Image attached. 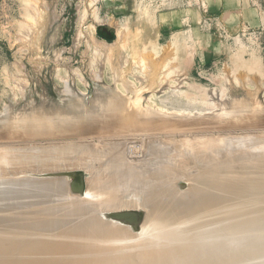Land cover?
Instances as JSON below:
<instances>
[{"label": "rangeland", "instance_id": "rangeland-1", "mask_svg": "<svg viewBox=\"0 0 264 264\" xmlns=\"http://www.w3.org/2000/svg\"><path fill=\"white\" fill-rule=\"evenodd\" d=\"M154 70L155 72H153ZM100 93L102 94L101 97H99ZM107 94L112 95V97L107 96ZM106 96L108 97V100H106ZM100 98H104V100L102 101ZM112 99L115 101L112 102ZM105 100L107 102L109 100L110 101L107 103L104 102ZM95 101L97 102L96 104ZM141 105L143 107H141ZM68 106H70V108ZM62 107L64 108L63 112L65 111L66 114L62 112ZM138 107H141V110ZM150 107H152V109ZM59 108L63 114L62 117L60 116L61 112L59 113L58 111ZM65 109H67V111ZM142 110H145V112ZM54 115L55 117H53ZM57 117L60 118V121H62L66 127L72 125V123L75 121L79 122V124L81 122L80 125L84 127V130L88 129L92 133L87 130L84 136V132L80 133V131H76L79 128L72 129V127H70L69 130H71V132L67 131V133L65 131L68 136H63L65 132H62L61 130L60 131L63 134L59 131L58 132L61 133L60 135L58 132H53L54 134H51L50 122L52 120L54 122H56L55 120L59 121ZM108 121H110L112 124H110V122L108 124ZM0 125V153H5L3 152V149L7 152V156L10 153V155L14 154L15 156L17 153L16 158H20L19 160L17 159L16 162L18 166L24 163V160L26 159H33L35 155H38V157L36 156L37 159L33 162L38 163L37 160H43L45 163L46 160H50V155L52 156L51 159L53 158L52 161L54 162V156L58 154L60 149L62 151L64 150V144L61 143V147V145H58V143L60 144L61 141L57 143L58 135V140L63 139L62 142L66 141L65 145L69 144L71 146V144L76 141L80 144L76 142L73 144L74 146L78 147L82 144L80 148H83V150H80L85 151V153L83 152V158L90 159V163L87 159L83 160L81 158L82 152L75 149V152H81V154L79 153V155H81L80 159L76 160V157L79 155L73 156L74 151H71V155L65 148L63 153L60 150L61 154L59 152V157L56 155L57 159H59L54 163L58 164H55L56 167L53 166L54 168H57L58 166L64 167V163L66 162V166L64 168L65 170L62 169L63 167H60L61 170H64L60 171L65 174H62L58 170L59 167L55 169L57 172L53 171L54 168L51 169L52 167H50L49 170L46 168L48 171H46V174H49V172L52 170L49 175H46L43 169H40V172L35 170L37 173L32 174L34 172V168L29 171L28 169L22 171L23 173L18 171L17 173L19 177L17 174H15L16 172L10 174L5 173V175L3 174L5 177L4 179L6 180L8 177L11 178L12 176L15 177L16 175V178L18 179L20 178L21 174L22 175L20 179H22L23 176L27 177L26 175L29 172L28 176L30 178L28 177L27 179L32 178V181L30 180L32 184H30L31 182L29 183V180H27L29 184H26L28 185L24 186L25 183L21 185L23 186L22 188L29 186L27 189L29 188V191L30 189L32 191H30L31 194H28L32 195L33 197L27 195L29 197L26 198L27 200L32 198L34 199L36 196L33 192H36L38 189L39 190L36 193H38L39 196H45L46 202L43 204L45 207L42 208L44 212L41 211L43 214L49 211V209L47 211L45 210L46 208H50L52 204L55 203V205L58 206L57 204H59V202L57 201V198L59 201L60 199L62 201V198L64 197L63 199L66 198L68 202V197L70 196V199L73 194L72 192L74 191L73 195L74 198H76L74 199L72 196L71 199L73 202L79 198L82 203V201H87V198L90 196L91 197L88 201H90L92 197L95 199L94 201L93 199L91 200L92 203L91 201L89 203H87L88 201L85 202L89 204L87 205L88 208L89 206L92 207H90L91 210L89 209L90 211L88 210V212L95 214L94 212L98 210L99 213L96 212L97 220L95 221L103 220L101 222H105L107 225H111V227L113 226V228L119 226L116 228L117 230L119 229V232H117L116 229L114 232L113 229L112 233L111 231L110 233L107 232L106 234L101 233V235H104V237L102 236L99 238H90L88 237L87 233L85 234V232L83 236L82 231L73 233V235L75 234L74 237L73 235H71L72 237L69 236L71 237V242L68 240L67 241L70 244H72V242H76L74 243L76 245L75 250L71 252L70 255H73L71 258L74 260L72 263L69 262L68 264H101L102 260L105 261L106 259L111 262H108L107 260L105 264H118L120 262V264H122V262L123 264H204L201 262L199 263L198 260L196 261L195 257L199 255L200 250L206 248L207 244H209V240L201 242L202 240H199L197 237H195V235L201 236L205 233L208 235L209 233L220 234L221 243L223 245V250H221L220 253L222 254L221 264H264V175H261L264 174V0H0ZM101 126L104 128L102 129ZM105 126L110 132H112L111 134L109 131H107ZM105 129V132L107 133L104 132ZM74 130L77 134H80L75 135L72 133ZM100 130H102L104 133ZM47 132L49 137H47ZM70 133L74 135L72 136ZM103 136L107 137L104 138ZM54 137L55 140H52ZM91 137L96 139H93L94 144L96 142V147L98 146L95 149L86 147L87 145H90L87 143H92ZM98 137L102 142L98 139ZM84 138L86 140H84ZM47 139L52 140L53 145L51 144L52 141ZM72 139L75 141L73 142ZM153 140H155V142ZM54 141L56 144H54ZM150 141H152V143ZM100 142L102 144L105 143L106 145L104 144L102 146ZM157 142H163L161 143L163 147H161L162 145L158 147H161L160 149L163 148L162 152H164V154L167 149L169 151H173L174 149L173 153L175 156H172L174 159H172L170 156L171 154L173 155L172 151H170L171 154L168 153V151L166 152L167 154H165V158L170 156L169 164L165 161L168 159V157L163 161L162 159H157L161 158V154L164 157L163 153L160 154V149H157L158 151L156 152V149L153 148V143L158 145ZM97 143L102 146V150L105 146L104 154H102L103 151H100L101 155H99L100 152L98 149L101 147ZM150 143L152 145H150ZM179 143L181 144L179 145ZM83 144H86L85 148L88 150H84ZM47 145L50 146L47 147ZM42 146L43 148L44 146L46 147L44 149L45 151L42 149ZM147 146L154 149L153 151L151 149L152 152L155 151L158 153L160 151L158 153L160 154V157L158 154L154 155V159H156L154 162L160 160L159 162L162 161V166L160 165L161 168L166 167L163 170L160 169V172L168 170L169 165L170 169L176 165L173 170L175 168L178 170V166L181 163L180 165L183 164V166H180L178 173L181 171L183 175L184 173L186 174V177L188 176L187 173L192 175L191 172L197 175L201 168L195 166V161H197V158L202 157V155H204L202 159L204 157L208 158V154L210 153L211 154L209 156L212 155V157H210V161H207L209 158H205L204 162H210V165L213 164L212 167H214L216 164H214V161L217 162L219 160V164L221 162V165L226 164V166H228L226 162H229V166L232 165L233 168L226 167V170V168L223 166L224 168H221L223 172L220 169L221 176H219V179L221 177L223 178H221V181H219L220 183L224 182L222 181L224 179L227 180H225L226 183L224 182L223 184L225 186L228 184V188L220 186L221 188H218V192H220L219 189L222 191L223 188L229 189L230 194V191L232 190V194H230L231 196L228 195V198L224 199L228 203L231 202L229 203L231 205L226 202V204L222 205L224 210L223 208L221 210L220 204L225 202L222 199L223 197H227L226 195L228 194V191L224 190L227 191L226 193L222 191V193L224 192L225 196L224 194H219L217 192L208 198V202L203 201L205 204H197L196 202L197 208H199V210L203 205L204 207L202 208L206 209H203L204 211L202 213L204 214H202L201 211L196 213L195 211L199 210H196V204L193 203L194 198L191 199L193 193L190 191L196 192L195 187H192L201 184L195 183L196 181H194V179L192 180L190 177H181L180 173L179 176L182 179L180 178L176 184L174 183L176 186H179L177 187L179 190L182 189L179 192V194H181H178V199L180 200L177 201L181 202L185 201L186 199H190L189 201L193 203V209L196 208L193 211L195 216L192 214V212H190L193 209L188 208V210H186L188 212L186 219L182 217L181 220L180 217L181 221L177 223V227H180V229L166 231L165 228L168 223L167 216L169 215V211L174 209V205L169 207V211H164L161 210V201H158L157 205L154 202L150 203L148 200V202H143V204L145 202L148 203L147 207L145 206L147 204L146 203L144 205L141 204V206L139 205L137 209H133L132 206H137L138 204L142 203L137 202L140 200L138 197L136 198L137 194H134V199L136 200L135 204H131L132 206L129 204V207H125L127 202L131 200L130 203H132L134 201L131 199V197H133V193H128L129 189L126 188L128 187V185H125L127 183L121 184L122 186L125 185V187L119 188L117 191L115 190L114 194L113 190L110 189L112 192L110 195H108L109 188L113 185L110 183H113L114 180L117 181V179H119V175L122 177L121 175L126 174L125 172L128 173L129 171H127V169L133 165L136 166L138 164L139 166H142L140 167L141 169L143 168L144 164H148L149 161H152L150 158L153 155H146L147 153L149 154V152H151L148 150L149 148ZM26 147L36 152L39 148L41 151H38V154H35L34 152V155L32 154L33 152H31L32 150L26 149ZM50 147L55 148L52 149ZM93 147H95V145ZM154 147L156 148V146ZM184 148H186V151ZM193 148H197L198 151L197 149L193 150ZM117 149L119 150V153L116 151ZM182 149L184 151H182ZM26 150L27 155L24 153ZM205 150L208 152V154ZM213 150L215 151L214 153L218 155L217 158V155L212 153ZM49 151L50 153H48ZM106 151L110 154L113 151L114 153L111 154L112 157L115 156L117 158L119 155L117 161L115 157L112 158L111 155H107L105 153ZM180 151L182 152L179 153ZM187 151L189 154H187ZM195 151H197L199 154ZM202 151L206 153H200ZM64 152L65 154L68 153L67 156L64 155L67 157L66 159L72 160L73 158L76 160V163L82 159V161H80L81 163L79 162L81 165L85 163L84 161H86V163L88 161L90 166L86 165V163L83 166L85 167L86 165V170L88 167L91 170H87L86 173V170H84L85 168L80 166L78 163L77 164L79 168L82 167L84 169H77L78 166L76 163H74L75 160L73 162L70 160L63 161L65 157H61ZM177 152L179 155L176 156V154H178ZM86 153L90 154V156L88 157ZM192 153L196 154L194 155L196 158L192 155L195 159H193L190 155ZM6 154L3 156H6ZM44 154L50 155L46 156ZM84 154L87 157H84ZM105 154L107 157L110 156L112 160H110V158L108 159ZM69 155H71L70 158H68ZM91 155L93 157L95 155H99L100 157L103 155L102 157L104 159L105 165L102 163V167L101 165L99 167L98 165L101 164L102 158L95 159V156L94 159L97 162L95 160L92 161L91 158L93 157H91ZM3 156H0V160L3 159ZM148 156H150V158ZM147 157L149 160L148 162L146 159ZM105 158L108 159V162ZM122 158L123 160H120ZM212 158H215L216 160L213 159L211 161ZM143 159L146 160V163L141 164ZM60 161L62 163L59 164ZM68 161L75 165L70 166L71 163L69 162V164H67ZM91 161L95 164V168L93 167V163L91 164ZM119 161H122V163ZM109 162L113 163V165L110 167H108L111 165ZM154 162L152 161V163ZM164 162L168 165L166 166L165 164L163 167ZM115 163L117 164V167L114 166ZM173 164L174 166L171 167ZM209 164L206 166L210 167ZM67 165L68 168L70 166L69 170L71 172L67 169ZM155 165H158L156 166L157 168L154 166V164L152 166L158 170V167H160L159 164L155 163ZM91 166L94 168L93 170ZM105 166H107V168ZM135 166L132 168L136 169ZM139 166L137 168H139ZM146 166L147 165H145L143 169L148 171L149 168ZM192 166L195 167L192 168ZM71 167L73 168L71 169ZM97 167L100 171L105 169L103 174L106 173L107 176L108 174L111 175L110 171H112L115 177L114 175H111V177L108 176L107 180H105L106 175H100L102 171L100 172ZM154 167L149 169L151 170L150 172L154 170ZM114 168H118V170ZM250 168L251 170H249ZM106 169H109L110 171H106ZM191 169L195 171H190ZM75 170L77 172H75ZM81 170L84 172H82L83 174L80 172ZM95 170L96 174H93L95 173ZM134 170L133 172L135 173L136 171ZM136 170L139 171V169ZM145 170H143V173ZM173 170L171 169L172 173ZM30 171L32 172L30 173ZM90 171L94 172L91 173ZM147 171H145V173H147ZM53 172L57 174L59 173L60 178L55 179V173L52 174ZM97 172H99V174ZM117 172L120 174L117 175ZM133 172L130 171L131 175H134ZM195 172L198 173L196 174ZM78 173L80 176H83H81L83 179L87 175V179L84 180V182L87 181V184L83 182L84 184L82 187L84 189H80V194L78 191L79 189L76 190L73 188L74 186L71 185L73 184L71 183L72 181L69 180L70 182H68V179H75L78 176ZM139 173L141 174L142 171H139ZM145 173L143 175H149V171L148 174ZM257 173H260V178L257 176ZM57 174L56 178H58ZM92 174L94 175V180L96 178L95 181L97 182V180H99L100 182H98L99 184L96 182L94 183L96 188L93 184L94 186L91 188L93 193H90L88 179L90 178L93 180ZM140 174L139 176H142ZM248 174L251 176L255 175L256 178L252 176V179L255 178L256 180L253 179V182L251 176ZM3 175L0 174L2 177ZM32 175L41 176V180L36 178L38 176L32 177ZM50 175L52 177L54 175V177L52 178ZM63 175H66L65 181L67 179L66 187L65 182H60L64 180ZM48 176L49 179L47 178ZM102 176H104V178ZM242 176H246V178L250 176L248 180L251 179V181L249 180L248 183V180L245 177L243 180ZM46 178L47 180L54 183V185H50L51 189H45L47 191L42 190V193H44L43 195L40 188L37 187V189L33 186L34 181L36 182L37 179L39 182L42 181V179L45 181ZM51 178L55 181H52ZM233 178L235 181L237 180V183H235ZM228 179H230L229 181H232L231 183L233 184H231ZM103 180L106 182L104 183ZM111 180L113 182H111ZM107 181L111 186H107ZM241 181H244V185L241 186L243 189L240 188ZM250 182L253 183L254 186ZM1 183L2 182H0V185ZM55 183L57 185H55ZM68 183L69 186L67 185ZM118 183L119 182H117V185ZM191 183H194L192 187L190 186ZM62 184H64V191H66L68 187L70 188V186L73 188L68 189L72 190V192L70 191L71 193H69V196L66 195L69 192L68 190L66 194L63 193L64 191L61 192L64 189L61 188V186L63 187ZM234 184H236L235 188H238V190L234 189ZM30 185H32L31 188ZM59 185L61 190H59L60 188H57ZM20 187L21 186H19V188L17 187L18 191H16V187H12V189L10 188L8 191L9 195L7 193V197H9L10 194L17 195L16 192H20V189H22ZM97 187H99L100 190L102 188L104 189L105 187L106 191L104 190V192H102L103 189L100 191L99 188L97 189ZM205 187L207 188L206 185ZM54 188L57 189L56 191L59 190V193L61 192L60 195L58 192L55 191V193L52 191L55 190ZM92 189H95L96 193L99 191L102 193V195L104 193V195L102 196L99 192L96 194ZM49 190L50 194L48 192ZM85 190H87V192ZM125 190V193H128V195H126L127 198H124L126 197L124 192H118ZM187 190L191 194H189ZM51 191L53 194H51ZM82 191L86 193L83 194ZM54 193V197L56 198L52 196ZM76 193L79 197L76 196ZM81 193L84 196H81ZM105 193L109 198L111 197V199L118 193L120 195H117V199H119V196H121V193H123L122 196L124 195L123 199H125V201L123 202L121 199L123 205H121V208L123 207V209L120 212H122V215L126 213V215L124 214L125 216H122L121 214H115V210L111 209L110 207L109 208L111 212L109 211L108 205L110 202L106 203V201H109V198H107ZM47 194L50 195V197H48ZM93 194L95 196H93ZM182 194H186L187 196L185 195L183 197ZM218 194L221 198L219 196L216 197ZM257 194L260 197H257ZM39 196L36 197L37 199L35 198V200H38ZM46 196L49 199H47ZM59 196H62V198ZM101 196L103 198L106 196L105 198L108 199H102L101 203H104L101 205H103V207L100 206V200L102 198ZM83 197H85L86 200H83ZM214 197L217 198V200L214 199ZM241 197L244 199H241ZM97 198H99V200H97ZM143 198L145 199V197ZM229 198H231V200ZM43 199L44 198H42V200ZM210 199L213 200H211L213 204L210 202ZM50 200L51 204L49 203ZM234 200H237L238 204H235ZM241 200H243V202ZM244 200L247 201L245 202ZM76 202L78 201H75V203ZM112 202L115 201L111 200V203ZM249 202H251V204ZM256 202L260 204L258 205ZM207 203L211 204L212 206L209 205V207L207 205L206 207L205 205ZM95 204H99L100 207L98 208V206ZM106 204L107 207L105 208L104 205L106 206ZM118 204L120 207V203ZM201 204L203 205L200 206ZM66 205L68 207L66 208V210L68 209V212L63 211L65 210ZM66 205L63 206L64 208L62 207V209H58L57 212L61 210L60 212L62 214L65 213L66 215H69L70 213V215H72L70 217L72 221L75 218H73V215L76 216L79 210L77 209L78 212L75 213V206L72 207V205L70 206L67 203ZM213 205L215 207H213ZM216 206L218 207V210H216ZM7 207L8 206L4 203V209L9 211L10 215H17V213L22 210L21 208H12L8 210L9 207ZM127 207L129 209L131 208V212L136 210L138 216L136 213L134 214L137 218L139 217V220L132 217L134 215V211L132 212L133 215L127 216L129 211ZM219 207L221 211L219 210ZM239 207L241 209H239ZM93 208L95 211L92 210ZM146 208L155 211H153V214L150 215L156 224L155 229H150V227L146 225L147 220L149 219L146 217ZM189 209L191 210L189 211ZM213 211L219 212L216 214ZM73 212L75 214H73ZM205 212L208 213L206 214ZM7 213L6 215H9V213ZM189 213L192 214L194 218L191 217L192 215H188ZM0 214L3 215L0 220L8 218V216L2 213ZM128 214H130V211ZM141 214L144 219L141 217ZM79 215L80 214L78 213V217ZM200 215L201 217H198ZM188 216L189 218L187 220ZM231 216L234 219L231 218ZM220 218H224V221L222 219V222ZM13 219L14 220L7 219L2 221L3 223H0V227L2 228L8 226L10 223L13 224L11 233L9 234L10 236H7V239H3L4 235L0 234V243L6 242L7 240V242L10 241L9 243L14 245V248L10 251L4 253L0 252V264H37L41 256L38 254L31 257V245H33L35 236L32 233L20 229L22 226H17L20 224L19 220H15L14 217ZM131 219L134 220L130 221ZM15 221H18L19 224L17 222L15 223ZM123 226L125 228L124 230ZM188 227L190 230H186L189 229ZM225 230H227V232ZM223 232H225L227 236H224L225 234ZM233 232L240 233H236L238 235L236 236V234ZM42 236V238L46 237L43 233ZM78 236L79 238H77ZM81 236L83 238H81ZM174 237L178 238L176 242H173L174 240H172ZM54 238L56 239L57 237ZM66 238L68 237L63 239ZM201 238L203 239V237ZM243 239H246L247 244H250L249 247L243 246L242 249L238 247L234 249L236 242L241 243L243 242ZM166 241H168L167 244H172L171 247H173L171 249L167 247L162 251L158 250V248L153 250L155 246H159ZM54 243L60 245L58 242ZM203 251L205 252L206 250ZM150 252L151 254H149ZM152 254L154 257L155 255L157 257L154 258ZM182 254H185V256L181 257ZM65 255L66 252L61 253L60 251L49 253L46 255L50 256L51 258L48 264H61L62 262H65ZM149 255L152 256V258H150ZM187 256L193 258V262H185L188 259ZM122 258L123 261L121 260Z\"/></svg>", "mask_w": 264, "mask_h": 264}, {"label": "bare ground", "instance_id": "bare-ground-1", "mask_svg": "<svg viewBox=\"0 0 264 264\" xmlns=\"http://www.w3.org/2000/svg\"><path fill=\"white\" fill-rule=\"evenodd\" d=\"M157 67V66H156ZM155 67V68H156ZM154 68V69H155ZM151 69V68H150ZM153 72H155V70L153 71ZM150 73V72H149ZM153 74V73H152ZM151 87V86H150ZM109 91V90H108ZM110 92V91H109ZM108 93V92H107ZM101 93H100V95H99V97H101ZM107 96H111L112 97V95H109V94H107ZM106 96V97H107ZM99 97H97V98H99ZM103 97V96H102ZM116 97H117V95H116ZM76 98V97H75ZM105 98V97H104ZM104 98L102 99V98H100V99H102V101L104 100ZM110 99V98H109ZM120 99V98H119ZM75 100V99H74ZM97 100V99H96ZM106 100H108V97H107V99ZM104 101V102H107V101ZM111 100V99H110ZM109 100V101H110ZM113 101L112 102H114L115 100L114 99H112ZM108 101V102H109ZM99 102H101V101H99ZM103 102V103H104ZM107 102V103H108ZM134 102V101H133ZM74 103H76V102H74ZM97 102L95 101V104H96ZM103 103H101V104H103ZM106 103V104H107ZM117 103V102H116ZM127 103V102H126ZM76 105V104H75ZM135 106H137V105H135ZM69 108H70V106H68ZM130 107V106H129ZM141 107H143L142 105H141ZM141 107H138L139 109L141 108ZM63 108V107H62ZM61 108V109H62ZM74 108V107H73ZM145 108V107H144ZM151 109H152V107H150ZM149 108V109H150ZM72 109V108H71ZM137 109V108H136ZM58 110V109H57ZM63 110H64V108L62 109V112H63ZM66 111H67V109H65ZM141 110V109H140ZM154 110V109H153ZM59 113L61 112V110H60V108H59ZM57 111V112H58ZM72 111V110H71ZM138 111V110H137ZM136 111V112H137ZM143 111V110H142ZM146 111H147V109H146ZM62 112L60 113L61 115V117H62ZM74 112V111H73ZM122 112V111H121ZM143 112H145V110L143 111ZM54 113V112H53ZM63 113H65L66 114V112L64 111ZM70 113V112H69ZM64 114V115H65ZM153 114V113H152ZM56 115V114H55ZM55 115L53 116V117H55ZM56 116H58V115H56ZM138 116V115H137ZM53 117H51V118H53ZM58 118V120L59 121H57V120H55V119H57ZM57 118H55L54 120L56 121V122H54L52 119H50V120H52L50 123V133L51 134H54L53 132H71V130H69L70 129V127H72V129H77V128H79L78 130H76V131H80V133L81 132H84L83 133V135L85 134V132H87V130H84V127H82L80 124H81V122H80V124H79V122H77V121H75V122H73L72 123V125H70V126H68V127H66V125H64V123L62 122V121H60V118L59 117H57ZM152 119V118H151ZM106 122V121H105ZM104 122V123H105ZM109 122L110 121H108V124H109ZM212 122V121H211ZM107 123V122H106ZM110 124H112L111 122H110ZM106 125V124H105ZM1 126V125H0ZM83 126H84V124H83ZM104 126V125H103ZM103 126H101L102 127V129L104 128ZM8 127V126H7ZM100 127V128H101ZM108 127V126H107ZM68 128V129H67ZM83 128V129H82ZM86 128V127H85ZM105 128H106V126H105ZM110 128V127H109ZM115 128V127H114ZM91 129V128H90ZM96 129V128H95ZM107 129V128H106ZM106 129L104 130V132L106 131ZM120 129H121V127H120ZM119 129V130H120ZM61 130V131H60ZM97 130V129H96ZM111 130H112V128H111ZM115 130V129H114ZM88 131H90V130H88ZM100 131H102V130H100ZM107 131H109L108 129H107ZM220 131V130H219ZM58 132V134L60 135L61 133H59ZM65 132V134H63V136L64 135H67V133ZM91 132V131H90ZM94 132H96V131H94ZM103 132V131H102ZM103 132V133H104ZM110 132V131H109ZM72 133H74L75 135L77 134L76 132H75V130L72 132ZM72 133H70L71 135H72ZM79 133V134H80ZM92 133V132H91ZM100 133V132H99ZM105 133H107V132H105ZM112 132H110V134H111ZM116 133V132H115ZM177 133V132H176ZM184 133V132H183ZM224 133V132H223ZM50 134V135H51ZM57 134V133H56ZM56 134H55V136H56ZM70 134H69V136H70ZM73 134V135H74ZM79 134H77V135H79ZM98 134V133H97ZM102 134V133H101ZM158 134V133H157ZM175 134V133H174ZM187 134V133H186ZM46 135V134H45ZM47 137H49V134H48V132H47ZM58 135V136H59ZM72 135V136H73ZM82 135V134H81ZM105 135V134H104ZM107 135V134H106ZM115 135V134H114ZM159 135V134H158ZM169 135V134H168ZM58 136H57V143L59 142V141H61L60 142V144L58 143V145H61V143H63L64 145H63V148H64V150H65V148H66V150L67 151H69L68 153H70L71 155H72V153H71V151L73 152L74 151V153H73V156L74 155H79V153L81 154V152H82V159L84 160V159H87V160H89V163H90V159L89 158H83V152L85 153V151H81V150H83V148L81 149L80 147H81V145L80 146H78V144H80V143H78L77 141V146L79 147V149H78V147H76V146H74L73 144L74 143H76V142H74L75 140H73V142L74 143H72L71 144V146L69 145V144H66L65 145V142H62V140H58ZM68 136V135H67ZM85 136V135H84ZM110 136V135H109ZM113 136V135H112ZM130 136V135H129ZM136 136V135H135ZM152 136H154V135H152ZM179 136H180V134H179ZM214 136V135H213ZM51 137H52V135H51ZM66 137V136H65ZM75 137V136H74ZM93 137V136H92ZM91 137V138H92ZM104 138H106L105 136H103ZM115 137V136H114ZM166 137H167V135H166ZM176 137V136H175ZM72 138V137H71ZM71 138H70V140H71ZM76 138V137H75ZM83 138V137H82ZM103 138V139H104ZM109 138V137H108ZM107 138V139H108ZM51 139V138H50ZM50 139H47V140H49V141H52V140H55V137H54V139H52V140H50ZM65 139V138H64ZM81 139V138H80ZM93 139L94 138H92V143H87V144H90L89 146H94L95 145V147H89L88 145L86 146L87 148H97L96 147V142H95V144H94V142H93ZM98 139H99V137H98ZM171 139V138H170ZM192 139V138H191ZM45 140V139H44ZM77 140V139H76ZM79 140V139H78ZM84 140H86L85 138H84ZM91 140V139H90ZM94 140H96V139H94ZM100 140V139H99ZM155 140H157V139H155ZM155 140H153L154 142H155ZM48 141V142H49ZM88 141H89V138H88ZM101 141V140H100ZM158 141V140H157ZM17 142V141H16ZM29 142V141H28ZM47 142V143H48ZM69 142V141H68ZM72 142V141H71ZM81 142V141H80ZM102 142V141H101ZM100 142V143H101ZM104 142V141H103ZM151 143H152V141H150ZM211 142V141H210ZM46 143V144H47ZM83 143V142H82ZM99 143V142H98ZM97 143V144H98ZM150 143V145H152ZM158 143V142H157ZM161 143H163V142H161ZM160 142L158 143V145H156L155 143H153V148L154 149H156L155 151L157 152L158 150L157 149H160L161 147H163V145L161 144ZM22 144V143H21ZM49 144V143H48ZM52 145H53V141H52V143H51ZM50 144V145H51ZM54 144H56L55 143V141H54ZM92 144V145H91ZM102 144V143H101ZM105 144V143H104ZM104 144H102V146L104 145ZM155 144V145H154ZM160 144V145H159ZM181 143H179V145H180ZM45 145V144H44ZM50 145H47V147L48 146H50ZM51 145V146H52ZM76 145V144H75ZM84 145V144H83ZM86 145V144H85ZM85 145L83 146L84 147V150L85 149H87V148H85ZM101 148L100 149H98L99 150V152L100 151H103V153L102 154H104V150H105V146L103 147V150H102V146L100 145V144H98ZM106 145V144H105ZM147 145V144H146ZM149 145V146H150ZM162 145V146H161ZM205 145V144H204ZM212 145V144H211ZM46 146V145H45ZM44 146V148H43V146H42V149L44 150L46 147ZM56 146V145H55ZM149 146H147L148 148H149ZM154 146H156V148L154 147ZM158 146H161L160 148L158 147ZM216 146V145H215ZM215 146H214V148H215ZM27 147H29V146H27ZM26 147V149H30V148H27ZM41 147V146H40ZM61 147H62V145H61ZM108 147V146H107ZM106 147V148H107ZM109 147H110V145H109ZM177 147V146H176ZM191 147V146H190ZM213 147V146H212ZM235 147V146H234ZM38 148V147H37ZM50 148H52V147H50ZM55 147H53L52 149H54ZM152 147L151 148H149L148 150H150L151 151V149H152V151L154 150ZM167 148H169V147H167ZM167 148H164V149H167ZM181 148V147H180ZM210 148V147H209ZM7 149V148H6ZM52 149H51V151H52ZM75 149L78 151V150H80L79 151V153H77V152H75ZM116 149V148H115ZM121 149V148H120ZM163 149V148H162ZM162 149H160V154L161 153H163V155H164V157L162 156V154H161V158H157V159H162V161L163 160H165L167 157H168V159H166L165 161H166V163H168L169 164V158H170V156H171V158H172V156H175L174 155V153H173V151H174V149H173V151L172 150H170V151H172V153H173V155L170 153V151L167 149V151H168V153H170L169 155L170 156H167L166 158H165V154H167L166 152H165V154H164V152H162L163 150ZM172 149V148H171ZM186 148H184V150H185ZM195 149H197V148H193V150H195ZM10 150V149H9ZM30 150H32V149H30ZM38 151H41V149H37ZM48 150H49V148H48ZM61 150V149H60ZM60 150H59V152H60ZM63 150V151H64ZM88 150V149H87ZM90 150H93V149H90ZM89 150V151H90ZM97 150V151H98ZM183 149H182V151H184ZM189 150V149H188ZM211 150V149H210ZM224 150V149H223ZM25 151V150H24ZM29 151V150H28ZM37 151V152H38ZM45 151V150H44ZM47 151V150H46ZM62 151V150H61ZM63 151H62V153H63ZM67 151H65V152H67ZM89 151H86V152H89ZM95 151V150H94ZM93 151V152H94ZM97 151H96V153H97ZM113 151H115V150H113ZM112 151V153H114ZM116 151H118V153H119V150L117 149ZM121 151V150H120ZM151 151V152H152ZM149 152V154L147 153L146 155H153V156H151V158H150V156H148L153 162L154 161H156V159H154V155H157L158 153H156V152ZM177 151H179V150H177ZM182 151H180L179 153H181ZM186 151V150H185ZM197 151H198V149H197ZM197 151H195V152H197ZM206 151V150H205ZM209 151V150H208ZM215 151H216V149H215ZM214 150L212 151V153H214L215 152ZM219 151V150H218ZM2 152V151H1ZM3 152H5L4 154H6L7 152L3 149ZM9 152V151H8ZM23 152V151H22ZM21 152V153H22ZM31 152H33L32 154H34V152H35V154H38L36 151H31ZM30 152V153H31ZM53 152V151H52ZM51 152V153H52ZM59 152H58V154H59ZM65 152H64V154H62V157L61 158H63V156L64 155H66L67 156V154L68 153H66L65 154ZM90 152H92V151H90ZM188 152V151H187ZM191 152V151H190ZM204 151H202V152H200V153H203ZM207 152V151H206ZM206 152H204V153H206ZM210 152V151H209ZM217 152V151H216ZM221 152V151H220ZM10 153V152H9ZM25 153V155H27L26 153H27V150H26V152H24ZM48 153H50V151L48 152ZM55 153V152H54ZM76 153V154H75ZM107 155L109 154V155H111L109 152L107 153V151L105 152ZM116 153V152H115ZM154 153V154H153ZM178 153V152H177ZM179 153L178 154H176V156L177 155H179ZM198 153V152H197ZM222 153H224V152H222ZM0 154H2V153H0ZM4 154H2V155H0V156H3ZM11 154V153H10ZM8 155L7 156V154H6V156H3L2 158L3 159H1L0 160V174L1 175H5V173H8V174H10V173H15V174H17L18 175V171H25V170H27L28 169V171L29 170H31V169H33L34 168V172L32 173V174H35V173H37V171L35 172V170H44V172H45V174L48 172L47 170H46V168H48V170H49V168L50 167H52L51 169H53L54 167H56L55 166V164L56 163H54L56 160H58L57 159V157H56V155L58 156V154H56L55 156H54V162L52 161L53 160V158L51 159V155L50 154H48V155H50V160L49 161H51V162H49L48 160H46L45 158H46V156H48V155H46V154H44V155H46L45 156V160L47 161H45V163H44V161L43 160H37V162L38 163H36V162H33V161H36V159H37V157H38V155H35V157H33V159H30V160H28V159H26V160H24V163H22L21 165H17L16 164V162H17V159L18 158H16L17 156V153L15 154V156H14V154L13 155ZM40 154V153H39ZM60 154H61V152H60ZM87 154V153H86ZM92 154V153H91ZM94 154H95V152H94ZM106 154H105V156H106ZM160 154H158L159 155V157H160ZM187 154H189V152L187 153ZM199 154V153H198ZM207 154H208V152H207ZM206 154V155H207ZM211 154V153H210ZM210 154H208V158L207 157H204L203 159H202V157L204 156V155H202V157H200L199 155V157L201 158H197V161H195V166H197V167H199V168H201V170L200 171H198V172H195L197 175H195V174H193V172H191L192 173V175L191 174H189V173H187L188 174V176L186 177V174L184 173V175H183V173L180 171V173H181V177H183V176H185V178H188V177H190L192 180L194 179V181H196L195 183H197V184H201V185H196L197 186V188H196V186H193L192 187V185L194 184V183H191V187L192 188H194L195 187V191L196 192H192V191H190L191 193H193L192 194V196H191V199H193V203H195L196 204V202H197V204H200V203H204L205 204V202H203V201H206V202H208L209 201V197L211 196V195H213V194H215V193H217L218 192V188H221L220 186H224L225 188L228 186V184H227V186H225L223 183L225 182L226 183V179H224V180H222V181H224V182H219V181H221V178L219 179V176H221L220 175V169L221 168H226V167H232V165H230L229 166V162H226L227 164H228V166H226V164L224 165H221V162H220V164L218 163L219 162V160L217 161V162H215L214 161V164H215V166L214 167H212V165H210L209 163L210 162H207V161H210V157H212V155L211 156H209ZM214 154H216V153H214ZM217 154L219 155V153L217 152ZM216 154V155H217ZM247 154V153H246ZM20 155V154H19ZM21 155H23V154H21ZM53 155V154H52ZM71 155H69V157L68 158H70V156ZM85 155V154H84ZM88 155V157L90 156V154H87ZM93 155V154H92ZM91 155V157H93ZM97 155V154H96ZM95 155V156H96ZM99 155H101V152H100V154ZM94 156L95 157V159L96 158H102V161H101V164H99L98 166L100 167V165H101V167H102V163H104V165H105V162H104V159H103V155L100 157V156ZM116 155H118V154H116ZM183 155V154H182ZM184 155H186V154H184ZM191 156L193 155H196V154H190ZM218 155L216 156V158L218 157ZM28 156H29V154H28ZM27 156V157H28ZM37 156V157H36ZM41 156V155H40ZM42 156H43V154H42ZM41 156V157H42ZM60 156V155H59ZM58 156V157H59ZM72 156V157H73ZM80 156L81 155H79V156H75L76 157V160H78V159H80ZM181 156V155H180ZM180 156H179V158H180ZM187 156V155H186ZM186 156H185V158H186ZM189 156V155H188ZM193 156H192V158H193ZM31 157V156H30ZM56 157V158H55ZM65 157V156H64ZM71 157V158H72ZM74 157V158H75ZM79 157V158H78ZM84 157H87L86 155L84 156ZM94 157L93 158H91L92 159V161L93 160H95L94 159ZM107 157V156H106ZM111 157H112V155H111ZM115 157V156H114ZM114 157H112V158H114ZM146 157V156H145ZM148 157L146 158L147 159V162L149 161L148 160ZM157 157V156H156ZM155 157V158H156ZM184 157V156H183ZM195 157V156H194ZM214 157V156H213ZM22 158V157H21ZM26 158V157H25ZM24 158V159H25ZM29 158V157H28ZM32 158V157H31ZM40 158V157H39ZM43 158V157H42ZM41 158V159H42ZM67 157H65V159H63V161H66V160H70V159H66ZM108 159L110 158V156H108L107 157ZM112 158H110V160H112ZM119 158V155L117 156V158L115 157V159H116V161H117V159ZM164 158V159H163ZM196 158V157H195ZM195 158H193V159H195ZM205 158H207L206 160V162H204V160H205ZM219 158H220V156H219ZM222 158V157H221ZM237 158V157H236ZM239 158V157H238ZM20 159V158H19ZM18 159V160H19ZM47 159H49V158H47ZM82 159L80 160V161H82ZM106 159V158H105ZM108 159H106V161L108 160ZM172 159H174V158H172ZM177 159V158H176ZM189 159V158H188ZM216 160L215 158H212L211 159V161L212 160ZM242 159V158H241ZM15 160V161H14ZM62 160V159H61ZM75 159H73L72 158V160H70L71 162H73ZM76 160L74 161V163H76ZM98 160V159H97ZM109 160V161H110ZM120 160H123V158L122 159H120ZM190 160V159H189ZM221 160V159H220ZM226 160V159H225ZM238 160V159H237ZM70 161H68V163L67 164H69V162ZM79 161V162H80ZM91 161V164L93 163ZM96 161V160H95ZM115 161V160H114ZM114 161H112V162H114ZM145 161V162H144ZM152 161L150 162H148V164L146 163V160L145 159H143V162L141 163V164H143V163H146V164H144V166L145 165H147L146 167H148L149 169L150 168H153L154 166L156 167V166H158V165H155V163H157V164H159V166L161 165L162 166V161L161 162H159V161H157V162H154V163H152ZM222 161V160H221ZM229 161V160H228ZM15 162V163H14ZM50 164H49V163ZM54 164H53V163ZM57 162V161H56ZM70 162V163H71ZM79 162H77L80 166H83L85 163H86V161H84L85 163L83 164V165H81ZM97 162V161H96ZM108 162V161H107ZM106 162V163H107ZM120 162V161H119ZM159 162V163H158ZM225 162V161H224ZM52 163V164H51ZM60 163H62L61 161L59 162V164ZM64 163V162H63ZM66 163V162H65ZM65 163H64V167L63 166H58L59 167V171L61 170L60 169V167H63L62 169H64L65 168ZM76 163V164H77ZM87 163H88V161H87ZM86 163V165H89L90 166V164L88 163L87 164ZM98 163H99V161H98ZM109 163H111V162H109ZM120 163H122V161L120 162ZM151 163H152V165L154 164V166H152L151 165ZM161 163V164H160ZM165 162H164V164H163V167L165 166V164H166ZM180 163V162H179ZM213 163V162H212ZM42 164H44V165H42ZM58 164V163H57ZM56 164V165H57ZM78 164H77V166H78ZM108 164V163H107ZM140 164V163H139ZM150 164V165H149ZM168 164H166V166L168 165ZM172 164V163H171ZM181 164V163H180ZM179 164V168H178V170L180 169V166L182 167L183 166V164L182 165H180ZM210 165V167H207L206 165ZM234 164V163H233ZM63 165V164H62ZM75 164H73V163H71V165L70 166H74ZM86 165H85V169L84 168H82V167H80L79 168V166L77 167V169H84V170H86ZM95 164L93 163V167L95 168L96 166H94ZM103 165V166H104ZM113 165V163H111V165H109L108 167H110V166H112ZM117 164L115 163V165L114 166H116ZM119 165H121V164H119ZM149 165V166H148ZM192 165H194V164H192ZM220 165H221V167H220ZM241 165V164H240ZM239 165V166H240ZM246 165V164H245ZM54 166V167H53ZM70 166H69V168H68V165H67V169L69 170L70 169ZM113 166V167H114ZM124 166V165H123ZM127 166V165H126ZM126 166H125V170H126ZM133 166H135V165H133ZM132 166V167H133ZM139 165L137 164L135 167H136V169H139V171L141 172L142 171V173L140 174L139 173V171L138 170H136L135 168H132V167H127V168H129V169H127V171H129L128 173L127 172H125L126 174H124V175H121L123 178H124V176H125V178L123 179L122 177H120V173L118 174V172H120V171H118L117 172V175H119V179H117V181H115L114 179H112V178H110V179H112V180H114V182L111 180V182H113V183H110L111 185H109V182H108V184H107V186L109 185V186H111L110 188H109V193H108V195H110V193L112 192V190H113V194H114V192H115V190L117 191V189H119V188H124L125 187V185L127 186L128 185V187H126L127 189H129V192L128 193H130V192H132L133 194H132V196L133 197H131L130 195V197H131V199H133L132 201V203H130V201L129 202H127V204L125 205V207L126 206H128L129 207V204H130V206H132L131 204H135V195L134 194H137V196H136V198L138 197V199L140 200V201H137L138 203H140V202H142V203H140V204H138L137 205V203H136V205L137 206H132V208L134 209H137L138 208V206L140 205L141 206V204H143V202L144 201H147L148 202V200H149V202L151 203V202H154V203H156L157 204V202L158 201H161V203H162V209L161 210H164V211H169V207L171 206V205H174L175 207H174V209L172 210V211H169V215L167 216L168 218V223H167V226H166V231H171V230H178V229H180V227H177V223H179L181 220H182V217H184L185 219H186V216H187V211L186 210H188V208H191V209H193L194 207L192 206L193 205V203L192 202H190L189 200H185V201H181V202H178L177 200H180V199H178L179 197H178V194H179V192L182 190V189H178L177 187H179V186H176L175 184L179 181V179L181 178L180 176H179V174L180 173H178L179 171L178 170H176V168L174 169V170H176V171H174L173 170V168L176 166H174V164L173 165H171V167L172 166H174L173 168H171L172 170H173V173H172V171H171V169H170V165L168 166L169 167V169H168V167H167V169L168 170H164L163 172L161 171L160 172V169H165V168H161V166L160 167H158V170L154 167V170L152 171V172H150L151 170H149L148 169V171H149V175H143L144 173H145V171H147V170H145V169H143L144 168V166H143V168H141L140 169V167H142V166H139V168H137ZM195 166H192V168L193 167H195ZM224 166V167H223ZM57 167V168H58ZM106 168H107V166H105ZM112 167V168H113ZM117 167V166H116ZM120 167H122V166H120ZM212 167V168H211ZM220 167V168H219ZM38 168V169H37ZM57 168H54V170L53 171H56L55 169H57ZM73 167H71V169H72ZM76 168V167H75ZM74 168V169H75ZM91 168H92V166H91ZM94 168H92V170L94 169ZM98 168V167H97ZM112 168H111V170H112ZM233 168V167H232ZM232 168H231V170H232ZM236 168V167H235ZM50 169V170H51ZM73 169V170H74ZM76 169V170H77ZM90 168L88 167L87 168V170H89ZM102 169V168H101ZM104 169V168H103ZM114 169H116V168H114ZM130 169H132V170H130ZM135 169V170H134ZM147 169V168H146ZM156 169V170H155ZM186 169V168H185ZM196 169V168H195ZM197 169V170H198ZM243 169V168H242ZM65 170V169H64ZM64 170H61V171H64ZM67 170V171H68ZM75 170V172H77ZM87 170H86V173H87ZM91 170V169H90ZM97 170V169H96ZM96 170H95V173H93V172H91V173H93V174H96ZM98 170H99V168H98ZM97 170V171H98ZM105 170V169H104ZM104 170H101L102 171V173H100V175L101 174H103V172H104ZM107 170H109V169H106V171ZM116 170H118V168L116 169ZM119 170H121V169H119ZM133 170L134 171H136L135 173L133 172ZM143 170H145L144 171V173H143ZM222 170V169H221ZM226 170H227V168H226ZM225 170V171H226ZM230 170V171H231ZM236 170V169H235ZM245 170V169H244ZM249 170H251V168L249 169ZM47 171V172H46ZM60 171V172H61ZM70 171V170H69ZM100 171V170H99ZM100 171V172H101ZM105 171V172H106ZM110 171V170H109ZM109 171H108V173H109ZM115 171V170H114ZM130 171L131 172H133L134 173V175H136V176H134L133 174L131 175V173H130ZM148 171H147V173H145V174H148ZM158 171V172H157ZM190 171H195V170H190ZM189 171V172H190ZM243 171V170H242ZM248 171V170H247ZM247 171H245V172H247ZM253 171V170H252ZM27 172V171H26ZM32 171H30V173H31ZM40 172V171H39ZM38 172V173H39ZM50 172H52V170L50 171ZM50 172H49V174H50ZM57 172V171H56ZM66 172V171H65ZM71 172V171H70ZM79 172V171H78ZM81 173L83 172L82 170L80 171ZM89 172V173H90ZM123 172H124V169H123ZM138 172V173H137ZM222 172H223V170H222ZM244 172V171H243ZM23 173V172H22ZM25 173V172H24ZM29 173V172H28ZM28 173H27V177H25V176H23V178L22 179H20L21 178V175H20V178H16V176L15 177H11V178H9L8 177V179L6 180V179H4L5 177H4V175H3V177L2 176H0V182H2L1 183V185H0V213H2V214H4V215H6V213L8 212L9 213V211H6L5 209H4V203H5V205H7L8 207V210L9 209H12V208H17V209H19V208H21L22 210L21 211H19L18 213H17V215H15V214H11L10 215V213H9V215H6V216H8V220L9 219H12V220H14L13 219V217L15 218V220H19V222H20V224L18 223V221H15V223L17 222L19 225H17V226H22L20 229H23V231H27V232H29V233H32L34 236H35V240L33 241V245H31V248H32V252H31V257L32 256H36V255H40L41 256V258H40V260H39V262H37V264H48L50 261L49 260H51V258H50V256H46V255H48L49 253H51V252H54V251H60L61 253L62 252H66V255H65V262H62L61 264H68L69 262H71L72 263V261L74 260V259H72L71 257L73 256H70L71 255V252H73L74 250H75V247H76V245L74 244V243H76V242H72V244H70L69 242H71V235H73V233H76L77 231H82L83 232V236H84V232H85V234L87 233V235H88V237H90V238H95V237H104V235H101V233L102 234H106L107 232L108 233H110V231H111V233H112V230L115 232V229L116 228H118L117 226L116 227H114L113 228V226L111 227V225L109 226V225H107L105 222H101V221H103V220H98V221H95V220H97L96 218V216H97V213H99L98 212V210L97 211H95L94 210V208L92 209V210H94L95 212V214H92L91 212H88V210L90 209L91 210V206H89V208L87 207V205H89V204H87V203H89L92 199H93V197H92V199L90 200V201H88L89 200V198L91 197H89V198H87V201H82V203H81V201H80V199L78 198V199H76L75 201H78V202H76L75 203V201L73 202L72 201V196H73V198H74V191L72 192V190H68V189H70L71 188V186H70V188L68 187V189H66V191H64L65 190V188H64V184H62L63 185V187L61 186V188L63 189L61 192H63V193H65L66 194V192H67V190L69 191L66 195L67 196H69V193H73L72 194V196H71V198L69 199V197H68V202H67V199L65 198V199H63L62 198V196H59V197H61L62 198V201H61V199H60V201H59V199L57 198V201L59 202V204H57L58 206H56L55 205V203L54 204H52L51 206H50V208H46V210L45 211H47L48 209H49V211L47 212V213H45V214H43V212H44V210L42 209V208H44L45 206L43 205V204H45L44 202H46V199H45V196H43L42 197V195L41 196H39L38 195V193H36L39 189L38 188H40L41 189V193H42V190H44V191H47V190H45V189H51V187H50V185H54V183H52L51 181H49V180H47V178L49 179V176L46 178V180L45 181H43L44 179H42V181H39L38 182V179L36 180V182L34 181V186L33 187H38L37 189V191L36 192H33V193H35L34 195L36 196V197H38L39 196V199L42 197V198H44L43 200H45V201H43L42 200V198L39 200H35V198L32 200V199H29V200H27L26 198L28 197V196H32V195H29L28 193H30V191H31V189H30V191H29V188L27 189V187H29V186H27L26 188H22L23 186V184H24V186L25 185H28L32 180V178L31 179H27L29 176H28ZM43 173V172H42ZM55 172H53L52 174H54ZM62 173V172H61ZM84 173V172H83ZM82 173V174H83ZM98 174H99V172H97ZM110 173H111V175H114V173L112 172V171H110ZM113 173V174H112ZM116 173V172H115ZM178 173V174H177ZM231 173H232V171H231ZM234 173V172H233ZM44 174V175H45ZM49 174H46V175H49ZM56 174L57 173H55L54 175H55V177H54V175H53V177L55 178V179H59L60 177H59V173L57 174V176H58V178H56ZM62 174H65V173H62ZM70 174V173H69ZM72 174V173H71ZM73 174H75V173H73ZM92 174V175H93ZM121 174H122V171H121ZM128 174V175H127ZM130 174V175H129ZM139 174L140 175H142V176H139ZM237 174V173H236ZM253 174H255V173H253ZM258 174V173H257ZM13 175V174H12ZM30 175V174H29ZM39 175V174H38ZM38 175H32V177L33 176H38ZM40 175H41V173H40ZM67 175V174H66ZM66 175L63 177L64 178V180L63 181H60V182H65V187H66V181H67V179H66V181H65V178H66ZM78 176L75 178V179H73L72 180V178L71 177H68V178H71V179H68V182H70L69 180H71L72 182L71 183H73V184H71V185H73L74 187L73 188H75L76 190L77 189H79L78 191H79V194H80V189L81 188H83L82 186H83V184L85 183V184H87V181L86 182H84V180L85 179H87L86 177H87V175H86V177H84V179L83 178H81V176L79 175V173L77 174ZM91 175V176H92ZM103 175H106V173H104ZM111 175L110 174H108V176H110L111 177ZM127 175V176H126ZM248 175H250V174H248ZM259 175H260V173L257 175L258 177H259ZM261 175H264V174H261ZM51 176V175H50ZM62 176V175H61ZM90 176V175H89ZM108 176L106 175V179L105 180H107V178H108ZM147 176H148V178H147ZM240 176H241V174H240ZM251 176V175H250ZM249 176V177H250ZM253 177H255L256 178V176L255 175H252ZM252 176H251V179H252ZM18 177H19V175H18ZM34 177V178H35ZM40 177L41 176H38V177H36V178H39L40 179ZM43 177H45V176H43ZM52 177V176H51ZM52 177V178H53ZM83 177V176H82ZM96 177V176H95ZM100 177V176H99ZM103 178H104V176H102ZM114 177H115V175H114ZM116 177H118V176H116ZM179 177V178H178ZM235 177V176H234ZM246 178V176H242V179L244 180L245 178ZM248 177V178H249ZM257 177V178H258ZM263 177V176H262ZM7 178V177H6ZM30 178V177H29ZM51 178V179H52ZM89 178V177H88ZM92 178H93V180L92 179H88V184H89V186H90V193H93L92 191H91V188L95 185L94 183L96 182L95 180H96V178H95V180H94V175L92 176ZM97 178H98V176H97ZM101 178V177H100ZM151 178V179H150ZM176 178H177V180H176ZM228 178V177H227ZM248 178H246L247 180H248ZM255 178H253L254 180H256ZM260 178V177H259ZM258 178V179H259ZM82 179H83V181H82ZM110 179H109V181H110ZM116 179V178H115ZM182 179V178H181ZM184 179V178H183ZM209 179V180H208ZM211 179V180H210ZM223 179V178H222ZM234 179V178H233ZM241 179V180H242ZM251 179H249L250 181H251ZM252 179V181L254 182V180ZM27 180H29V183H28V181ZM31 180V181H30ZM41 180V179H40ZM60 180H62V179H60ZM105 180H103V182L105 183L106 181ZM176 180V181H175ZM226 180V181H225ZM230 179H228V181H229ZM249 180H248V183H249ZM52 181H55V180H53L52 179ZM59 181V180H58ZM173 181H175V182H173ZM207 181H208V183H207ZM210 181V182H209ZM234 181H235V179H234ZM233 181V182H234ZM237 181V180H236ZM235 181V183H237ZM240 181V180H239ZM257 181H260V180H257ZM50 182H51V184H50ZM84 182V183H83ZM98 182H100L99 180H97V184H99ZM117 182H119L118 183V185H117ZM149 182V183H148ZM150 182H152V183H150ZM230 183L232 182V181H229ZM228 182V183H229ZM243 182L244 181H241L240 183V188H242L243 189V187H241L242 185H244L243 184ZM264 182V181H263ZM26 183H28V184H26ZM59 183V182H58ZM102 183V182H101ZM100 183V184H101ZM103 183V184H104ZM125 183H127V184H125ZM175 183V184H174ZM229 183V184H230ZM247 183V182H246ZM246 183H245V185H246ZM251 183V182H250ZM22 184V185H21ZM30 184H32V182L30 183ZM60 184V183H59ZM94 184V185H93ZM115 184H116V186H115ZM121 184H125L124 186H122ZM208 184V185H207ZM221 184V185H220ZM223 184V185H222ZM231 184H233V183H231ZM251 184H253V183H251ZM55 185H57L56 183H55ZM68 186H69V183L67 184ZM104 185H106V184H104ZM119 185H121L120 187H118ZM181 185V184H180ZM205 185L207 186V188L205 187ZM235 185L236 184H234V189H236L235 188ZM19 186H21L20 188H22V189H20L21 191L20 192H16V194L17 195H14V194H12V195H14V196H12L11 194H10V196L9 197H7V193H8V195H9V189L11 188L12 189V187H16V191H18V188H19ZM86 186V185H85ZM98 186V185H97ZM102 186V185H101ZM106 186V187H107ZM188 186V185H187ZM200 186V187H199ZM239 186V185H238ZM253 186H254V184H253ZM18 187V188H17ZM32 187V185H30V188ZM88 187V186H87ZM246 187V186H245ZM252 187V186H251ZM13 188V189H14ZM36 188H34V189H36ZM57 188H60V185H59V187L57 186ZM61 188L59 189V190H61ZM73 188H71V189H73ZM95 188H96V185H95ZM99 187H97V189H98ZM102 188V187H101ZM125 188V189H126ZM190 188V187H189ZM188 188V189H189ZM192 188H190V189H192ZM198 188H199V190H198ZM228 188V187H227ZM232 188H233V185H232ZM8 189V190H7ZM55 189V188H54ZM84 189V188H83ZM85 189H87V188H85ZM103 189V188H102ZM101 189V190H102ZM110 189H112L111 191H110ZM178 189V190H177ZM217 189V190H216ZM245 189V188H244ZM251 189V188H250ZM254 189V188H253ZM15 190V189H14ZM13 190V191H14ZM33 190V189H32ZM57 189H55V190H52V191H56ZM58 190V191H59ZM88 190V191H89ZM93 190V189H92ZM99 190H100V188H99ZM100 190V191H101ZM104 190L106 191V189H105V187H104V189L102 190V192H104ZM220 190V192H218L219 194H224V192L226 193L227 191H228V194L226 195L227 197H223V199L222 200H224V199H226V198H228V195H230V194H232V190L230 191V194H229V189H223L222 188V191H224V190H227V191H224L223 193H222V191H221V189H219ZM236 190H238V188L236 189ZM235 190V191H236ZM248 190V189H247ZM262 190V189H261ZM12 191V190H11ZM35 191V190H34ZM51 191V192H52ZM58 191H56V192H58ZM71 191V192H70ZM78 191H77V193H78ZM86 192H87V190H85ZM95 193H96V190L94 189L93 190ZM257 191V190H256ZM32 192V191H31ZM49 192V194H50V190L48 191ZM55 192V193H56ZM60 192V193H61ZM83 192V191H82ZM86 192H83V194L84 193H86ZM99 192V191H98ZM97 192V193H98ZM108 192V191H107ZM106 192V193H107ZM119 193L120 192H126V190L125 191H118ZM145 192V193H144ZM184 192H186V191H184ZM187 192H188V190H187ZM190 192H188L189 194H191ZM238 192V191H237ZM245 192H246V190H245ZM252 192H253V190H252ZM261 192V191H260ZM11 193V192H10ZM47 193V192H46ZM55 193H54V195H52L53 197L55 196ZM60 193L58 192V194L60 195ZM76 193V196L78 195ZM89 193V194H90ZM94 193V194H95ZM96 193V194H97ZM99 193H101V192H99ZM105 193V195L107 196V194ZM118 193V194H119ZM128 193H125V196L126 195H128ZM183 193V192H182ZM187 193V194H188ZM239 193V192H238ZM255 193V192H254ZM259 193V192H258ZM31 194V193H30ZM38 196H37V195ZM39 194H40V192H39ZM43 195H44V193H42ZM51 194H53V192L51 193ZM93 194V196H95ZM113 194H111V195H113ZM117 194V195H118ZM122 194L123 193H121V196H122ZM140 194H141V196H140ZM181 194V193H180ZM179 194V195H180ZM216 195V197L217 196H219L220 197V195ZM28 195V196H27ZM48 195V194H47ZM62 195V194H61ZM85 195H87V194H85ZM92 195V194H91ZM101 195H102V193H101ZM103 195H104V193H103ZM102 195V196H103ZM116 195V196H117ZM120 195V194H119ZM183 195V197L186 195H184V194H182ZM255 195V194H254ZM258 195V194H257ZM56 196H58V195H56ZM63 196H64V194H63ZM67 196H65V197H67ZM81 196H84V195H82V193H81ZM80 196V197H81ZM97 196V195H96ZM99 196H100V194H99ZM98 196V197H99ZM101 196V197H102ZM105 196V197H106ZM114 197L113 196V198L111 199V197L109 198L108 196H107V198H109V201H106V203H108V202H110V204L108 205V208L110 207L111 209H114L115 210V214H121L122 212H120L122 209H123V207L121 208V205H122V201H121V199L123 200V202L125 201V199H123V197H124V195L122 196V198H121V196H119V199H117L118 198V196L117 197ZM187 196V195H186ZM223 196V195H222ZM224 196H225V194H224ZM231 196V195H230ZM229 196V197H230ZM263 196V195H262ZM33 197V196H32ZM47 197V196H46ZM48 197H50V195H48ZM47 197V199H49ZM53 197H51V198H53ZM77 197H79V196H77ZM87 197V196H86ZM104 197V198H105ZM143 197H145V199L143 198ZM257 197H260L259 195L257 196ZM29 198V197H28ZM54 198H56V197H54ZM53 198V199H54ZM76 198V197H75ZM74 198V199H75ZM103 197L101 198V200H100V206H102L103 207V205H101V204H103L104 202H102L101 203V201H102V199L103 200H105V199H107V198H105L104 199ZM124 198H127V196L126 197H124ZM150 198V199H149ZM221 198V197H220ZM234 198V197H233ZM239 198V197H238ZM256 198V197H255ZM254 198V199H255ZM37 199V198H36ZM73 199V200H74ZM112 201H115V202H112L111 203V200ZM129 199V198H128ZM137 199V200H138ZM213 199V198H212ZM212 199H210V202H211V200ZM214 199H216L217 200V198H215L214 197ZM219 199V198H218ZM230 200H231V198H229ZM229 199H228V201H229ZM241 199H244V198H242L241 197ZM248 199H250V198H248ZM56 200V199H55ZM70 200V201H69ZM82 200V199H81ZM83 200H86L85 199V197H83ZM95 199H93V201H94ZM97 200H99V198H97ZM97 200H96V202H97ZM108 200V199H107ZM118 200H120V201H118ZM143 200V201H142ZM195 200V201H194ZM220 200V199H219ZM233 200V199H232ZM240 200V199H239ZM5 201V202H4ZM53 201V200H52ZM57 201H55V202H57ZM72 201V202H71ZM118 201V202H117ZM128 201V200H127ZM213 201V200H212ZM225 201V200H224ZM235 201V204H238L237 203V200H234ZM242 202H243V200H241ZM245 201V200H244ZM247 201V200H246ZM245 201V202H246ZM257 201V200H256ZM258 201H260V200H258ZM3 202V203H2ZM49 202V201H48ZM57 202V203H58ZM85 202H87V203H85ZM147 202H145L144 204H146ZM215 202V201H214ZM221 202H223V201H221ZM220 202V203H221ZM226 202L227 201H225V202H223V203H221L220 205V207H221V210H222V205H224V204H226ZM260 202H262V201H260ZM50 204H51V200H50V202H49ZM66 203L67 204H69L70 206L72 205V207H76V210H75V208H74V211H75V213L76 212H78V210H79V217H78V213L76 214V216H74L73 215V218H74V220H72L71 221V219H70V217L72 216V215H70V213H69V215L67 214H65V213H61L60 211H58L57 212V210L58 209H62V207L64 206V205H66ZM86 205H85V204ZM91 203H92V201H91ZM98 203H99V201H98ZM118 203H120V207H119V204ZM192 203V204H191ZM212 203V202H211ZM228 203V202H227ZM229 203H231V202H229ZM228 203V204H229ZM233 203V202H232ZM240 203V202H239ZM248 203V202H247ZM250 204H251V202H249ZM255 203V202H254ZM256 203H258V202H256ZM124 204V203H123ZM143 204V205H144ZM194 204V205H195ZM197 204H196V208H197ZM213 204V203H212ZM227 204V205H228ZM260 203H258V205H259ZM262 204V203H261ZM48 205V204H47ZM90 205H92V204H90ZM95 205H97V204H95ZM142 205V206H143ZM147 205H148V203L145 205L146 207H147ZM158 205V204H157ZM203 204H201L200 206H202ZM207 205L209 206V205H211V204H206L205 206L207 207ZM215 205V204H214ZM213 205V207H215ZM229 205H231V204H229ZM233 205H234V203H233ZM240 205V204H239ZM257 205V204H256ZM258 205H257V207H258ZM48 206V207H49ZM69 206V207H70ZM94 206V205H93ZM98 206V208L100 207L99 206V204L97 205ZM123 206V205H122ZM155 206V205H154ZM199 206V205H198ZM199 206V207H200ZM212 206V205H211ZM219 206V205H218ZM226 206V205H225ZM224 206V207H225ZM235 206V205H234ZM244 206H246V205H244ZM91 207V208H90ZM101 207V208H102ZM104 207L106 208L107 207V204H106V206L104 205ZM127 207V208H128ZM153 207V206H152ZM202 207H204V205L202 206ZM201 207V208H202ZM210 207V206H209ZM220 207H219V210H220ZM64 208V207H63ZM66 208H68L67 207V205L65 206V210H63L64 212H68V209L66 210ZM107 208V209H108ZM110 208H109V211L111 212V210H110ZM121 208V209H120ZM195 208V209H196ZM200 208V210H199V208H197L196 210H199V211H195L196 213H198V212H200L201 211V213L204 211V210H206L205 208H202L201 209ZM212 208V207H211ZM218 207L216 206V210H218L217 209ZM232 208H234V207H232ZM246 208V207H245ZM247 208H250V207H247ZM71 209H73V208H71ZM78 209V210H77ZM95 209H96V207H95ZM131 209V208H130ZM129 208H128V210L130 211V214H128L129 213V211H128V213H127V216L129 215H133L134 213H136L137 214V216H138V213L136 212V210L133 212V214H132V212H131V210H130ZM147 209V208H146ZM191 209H189V211L191 210ZM195 209H193V210H191L190 212H192V214H193V211L195 210ZM204 209V210H203ZM214 209V208H213ZM238 209V208H237ZM239 209H241L240 207H239ZM252 209V208H251ZM251 209H249V210H251ZM70 210V209H69ZM89 210V211H90ZM99 210H101V209H99ZM113 210V211H114ZM210 210V209H209ZM209 210H207V211H209ZM215 210V209H214ZM220 210V211H221ZM223 210H224V208H223ZM253 210V209H252ZM263 210V209H262ZM41 211H43V212H41ZM62 211V212H63ZM102 211V210H101ZM105 211V210H104ZM112 211V212H113ZM138 211V210H137ZM145 211V210H144ZM154 211V210H153ZM153 211L151 210V209H147V211H146V217H147V223H146V225H148V227H150V229L151 228H154L155 229V227H156V224H155V222H154V220L151 218V216L150 215H152L153 214ZM211 211V210H210ZM209 211V212H210ZM245 211H246V209H245ZM255 211V210H254ZM97 212V213H96ZM126 212V211H125ZM155 212V211H154ZM214 212V211H213ZM217 212H219V211H217ZM216 211L214 212V213H216V214H218ZM223 212V211H222ZM249 212V211H248ZM248 212H246V213H248ZM7 213V214H8ZM74 212H73V214H75ZM104 213V212H103ZM124 213V212H123ZM195 213V214H196ZM206 214L208 213V212H205ZM213 213V214H214ZM114 214V213H113ZM125 215H126V213H124ZM123 214V215H124ZM192 214H188V215H192ZM200 214V213H199ZM202 214H204V213H202ZM99 215V214H98ZM122 215V214H121ZM122 215V216H123ZM124 215V216H125ZM183 215V216H182ZM194 215V214H193ZM193 215L191 216V217H193ZM215 215V214H214ZM5 216V217H6ZM69 216V217H68ZM113 216V215H112ZM126 216V217H127ZM144 216V215H143ZM195 216V215H194ZM204 216V215H203ZM3 217V215H1L0 214V219ZM133 218H135L136 216H135V214L132 216ZM141 217H142V214H141ZM140 217V218H141ZM180 217H181V220H180ZM198 217H201V215L200 216H198ZM220 217V216H219ZM218 217V218H219ZM129 218H131V217H129ZM129 218H127V219H129ZM143 218V217H142ZM188 218H189V216L187 217V220H188ZM194 218V217H193ZM207 218V217H206ZM231 218H233L232 216H231ZM7 219H3V220H0V223L2 222V221H4V220H7ZM138 220H139V217L137 218ZM144 219V218H143ZM142 219V220H143ZM191 219V218H190ZM189 219V220H190ZM198 219V218H197ZM200 219V218H199ZM202 219V218H201ZM221 219V218H220ZM223 219V221H224V218H222ZM222 219H221V221H222ZM228 219V218H227ZM234 219V218H233ZM12 220H10V221H12ZM134 220V219H133ZM132 219L130 220V221H133ZM137 220V221H138ZM141 220V221H142ZM194 220V219H193ZM226 220V219H225ZM232 220V219H231ZM196 221V220H195ZM222 221V222H223ZM228 221H229V219H228ZM226 222V221H225ZM232 222H233V220H232ZM3 223V222H2ZM6 223V222H5ZM7 223H8V221H7ZM14 223V222H13ZM196 223V222H195ZM227 223V222H226ZM138 224V223H137ZM211 224V223H210ZM223 224H225V223H223ZM232 224V223H231ZM230 224V225H231ZM1 225V224H0ZM12 225L13 224H8V226H6V227H0V234L1 235H4V237H3V239H7V236H10L9 234L11 233V230H12ZM189 225V224H188ZM197 225V224H196ZM203 225V224H202ZM206 225V224H205ZM14 226H15V224H14ZM125 226V225H124ZM124 226H123V230L125 229L124 228ZM225 226V225H224ZM186 227V226H185ZM190 227V226H189ZM188 227V228H189ZM211 227H213V226H211ZM215 227H217V226H215ZM233 227V226H232ZM191 228V227H190ZM190 228L189 229H186V230H190ZM229 228V227H228ZM192 229V228H191ZM233 229V228H232ZM232 229H231V232H232ZM50 230V231H49ZM117 230V229H116ZM119 230V229H118ZM117 230V232H119ZM122 230V231H123ZM193 230V229H192ZM196 230V229H195ZM235 230V229H234ZM233 230V231H234ZM46 231V232H45ZM121 231V230H120ZM125 231H128V230H125ZM226 232H227V230H225ZM229 231V230H228ZM42 233L46 236L45 238H42L43 236H42ZM121 233H123V232H121ZM125 233V232H124ZM225 235L224 236H227L226 235V233L225 232H223ZM233 233H240V232H233ZM117 234V233H116ZM129 234H131V233H129ZM230 234V233H229ZM228 234V235H229ZM235 234H234V236H235ZM236 234V236H238ZM48 235V236H47ZM75 235V234H74ZM74 235H73V237H74ZM79 235V234H78ZM86 235V236H87ZM69 236H71V237H69ZM77 236V235H76ZM114 236H115V234H114ZM120 236V235H119ZM191 236V235H190ZM53 237V238H52ZM54 237H57L56 239L54 238ZM65 237H68V238H70V239H68V238H66V239H63V238H65ZM195 237H197L199 240H202L201 242H205V240H209V244H207V246H206V248L205 249H202V250H200L199 251V255L198 256H196L195 258H196V261L198 260V262L200 263H204V264H221V255L222 254H220L221 253V250H223V245H222V243H221V238H220V234L219 233H209V235L207 234V233H205V234H202L201 236H196L195 235ZM201 237H203V239L201 238ZM52 238V239H51ZM77 238H79V236L77 237ZM81 238H83L82 236H81ZM76 239V238H75ZM74 239V240H75ZM69 242H68V241ZM172 240H174L173 242H176L177 240H178V238L177 237H174V239H172ZM67 241V242H66ZM107 241H109V240H107ZM10 242V241H9ZM9 242H7V240H6V242H1L0 243V252L1 253H4V252H8V251H10V250H12L13 248H14V245H12V244H10ZM54 242H58V243H60V245L59 244H56V243H54ZM100 242V241H99ZM167 242L168 241H166L165 243H163V244H160L159 246H155V248H153V250H155L156 248H158V250H163V249H166L167 247L168 248H172L171 247V245L172 244H170V243H168L167 244ZM180 242V241H179ZM200 242V243H201ZM199 243V244H200ZM89 244V243H88ZM95 244V243H94ZM181 244V243H180ZM98 245V244H97ZM182 245V244H181ZM200 245H202V244H200ZM205 245V244H204ZM249 245L250 244H247V241H246V239H243V242H236V244H235V248L234 249H236V247H238V248H243V246L244 247H249ZM87 246V245H86ZM99 246V245H98ZM106 246V245H105ZM178 246H179V244H178ZM93 247V246H92ZM253 247V246H252ZM252 247H250V248H252ZM150 248V247H149ZM151 248V249H152ZM180 248V247H179ZM97 249V248H96ZM148 249V248H147ZM178 249V248H177ZM203 250H206L205 252L203 251ZM233 250V249H232ZM77 251V250H76ZM144 251H146V250H144ZM149 252V251H148ZM85 253V252H84ZM149 254H151V252L149 253ZM1 255H5V254H1ZM153 255V254H152ZM150 256V255H149ZM148 256V257H149ZM185 256V254H182V256L181 257H184ZM194 256V255H193ZM4 257V256H3ZM141 257V256H140ZM147 257V256H146ZM153 257H154V255H153ZM155 257H157L156 255H155ZM154 257V258H155ZM188 257V256H187ZM119 258V257H118ZM150 258H152V256H150ZM149 258V259H150ZM115 259V258H114ZM120 259V258H119ZM19 260V259H18ZM17 260V261H18ZM107 260L108 259H106L105 261L104 260H102V262H101V264L103 263V264H105V262H107ZM116 260H118V259H116ZM116 260H114V261H116ZM122 261H123V258L121 259ZM153 260H155V259H153ZM16 261V262H17ZM20 261V260H19ZM89 261V260H88ZM90 261H92V260H90ZM104 261V262H103ZM112 261H113V259H112ZM119 261V260H118ZM152 261V260H151ZM190 261H192L193 262V258H191V257H188V259L185 261V262H190ZM93 262V261H92ZM108 262H111V261H109L108 260ZM117 262V261H116ZM224 262V261H223ZM121 263V262H120ZM120 263H118V264H120ZM107 264V263H106ZM110 264V263H109ZM111 264H113V263H111ZM122 264H123V262H122Z\"/></svg>", "mask_w": 264, "mask_h": 264}, {"label": "water", "instance_id": "water-1", "mask_svg": "<svg viewBox=\"0 0 264 264\" xmlns=\"http://www.w3.org/2000/svg\"><path fill=\"white\" fill-rule=\"evenodd\" d=\"M137 217H135V219H136Z\"/></svg>", "mask_w": 264, "mask_h": 264}]
</instances>
